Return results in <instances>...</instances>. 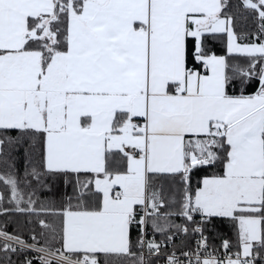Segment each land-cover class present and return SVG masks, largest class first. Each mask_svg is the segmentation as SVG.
Segmentation results:
<instances>
[{"label": "snow or ice", "instance_id": "6c2138e0", "mask_svg": "<svg viewBox=\"0 0 264 264\" xmlns=\"http://www.w3.org/2000/svg\"><path fill=\"white\" fill-rule=\"evenodd\" d=\"M0 264H264V0H0Z\"/></svg>", "mask_w": 264, "mask_h": 264}]
</instances>
